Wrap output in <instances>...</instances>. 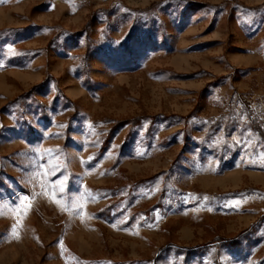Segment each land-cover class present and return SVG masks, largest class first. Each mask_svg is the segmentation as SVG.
Masks as SVG:
<instances>
[{"label":"rangeland","instance_id":"1","mask_svg":"<svg viewBox=\"0 0 264 264\" xmlns=\"http://www.w3.org/2000/svg\"><path fill=\"white\" fill-rule=\"evenodd\" d=\"M0 264H264V0H0Z\"/></svg>","mask_w":264,"mask_h":264},{"label":"trees","instance_id":"2","mask_svg":"<svg viewBox=\"0 0 264 264\" xmlns=\"http://www.w3.org/2000/svg\"><path fill=\"white\" fill-rule=\"evenodd\" d=\"M230 166L232 167L233 165L231 164Z\"/></svg>","mask_w":264,"mask_h":264}]
</instances>
